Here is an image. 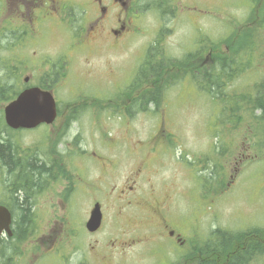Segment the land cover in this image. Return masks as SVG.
Listing matches in <instances>:
<instances>
[{
	"label": "flooded vegetation",
	"instance_id": "1",
	"mask_svg": "<svg viewBox=\"0 0 264 264\" xmlns=\"http://www.w3.org/2000/svg\"><path fill=\"white\" fill-rule=\"evenodd\" d=\"M215 1L0 0V76L3 80L15 83L18 93L30 87L52 93L56 105V118L51 126H45L50 129L56 127L57 134L52 137L53 139L65 136L70 121H76L80 116V110L88 105L93 110L98 108L107 116L123 115L132 118L141 112L137 110V103H146L145 98L141 97L142 89H151L155 87L154 85H159L165 89L163 95L168 89V84L152 81L137 84L135 71L130 82L125 85L128 93H124V96L120 89H114L113 92L103 90L100 96L88 97L81 93L77 94L76 101L61 107L57 97L58 89L67 85L69 73L71 74L70 68H83L80 64V57L83 56L86 64L90 63L86 67L91 69L86 71L92 74L95 64L91 61L94 58L105 59L107 55L116 53L125 47L130 39L145 30L149 32L158 30L157 38H163L167 24L173 25L174 22L181 24L189 22L193 28L194 38L191 49L185 50L180 57L168 56L180 59L185 54L201 49L202 59L199 64L188 68L214 67L215 41L210 37L209 31L202 30L200 24L202 20L209 25L214 24L213 19H207L209 14L203 7H210L208 2ZM262 3L263 0L258 2L247 0V5H240L237 8L247 9L244 17L246 20L249 9L261 7ZM197 4L202 7L196 6ZM187 8L189 12L184 16ZM149 19L153 21L150 28L142 27L141 23L148 22ZM233 19L230 17L227 26L233 23ZM259 19L257 17V20ZM254 22H249L246 27L241 28L247 29L254 25ZM231 29L225 32L227 36L230 35ZM262 38L264 39V32ZM163 52L165 53L159 45L155 53L157 61ZM146 56L151 59L152 53H146ZM142 66L144 65L140 64L137 68H143ZM101 68L115 67L107 62ZM113 74L114 71L110 69L106 77ZM102 82L105 85L109 81ZM175 83L189 84L192 88H197V83L190 76H185ZM108 92H111L109 93L111 96H106ZM259 93L263 103L258 109L259 117L264 121V76L260 82ZM163 98L164 96L161 98L164 101ZM8 101L4 100L0 104L5 105ZM150 103L153 102L150 100ZM0 113L4 120L3 109ZM59 119L61 121L57 126ZM106 131V129L96 131L99 133L100 142ZM114 135L116 144L112 145L111 150L107 147L105 153L91 145H84L78 151L93 157L95 163L93 166L97 171L91 183L88 182L89 168L84 169L81 175L77 173L72 162L73 152L69 154L66 146L60 153L56 150L59 143L52 144L51 140L49 144L35 146L32 158L37 166L44 165L46 169L39 170L37 167L40 172L38 182L34 185L35 193L29 199L33 196L35 204L37 197L46 194L45 192L53 185L64 181L65 184L57 197L56 195L48 197L47 205L38 204L47 214L45 225L35 226V214L26 226H16L15 220H12L11 234H1L0 264H8L16 255L17 264H40V259L48 253L60 254L62 261L59 264H231L234 250L248 252V235L233 236L234 230L226 225L217 227L212 222H203L201 217L205 213L197 211L191 217L174 209V201L178 200L181 191L173 182L177 174L170 177H162L160 174L166 158L165 152L153 148H136L131 144L134 136L129 133ZM151 136L147 140H152L154 135ZM163 136L162 132L158 131L156 137ZM258 143L256 153L249 144H246V148L239 154V162L257 159V162L264 163V141L260 155V142ZM10 145L18 162L20 160L23 162V158L27 161L30 155L26 156L25 150L18 143ZM0 164L3 168L7 167L1 160ZM236 172L237 169L232 170L230 177ZM177 173L182 174V170ZM10 175L12 174H8L7 177ZM258 176L262 177V183L259 184L261 195L264 194V171L259 172ZM215 180L212 182L215 184L216 194H226L227 192L218 190ZM205 185L208 183L203 185L201 195L210 189V186ZM77 188L82 194L90 189L91 192H98L104 197V200L95 199L93 203L100 205L102 214L100 227L89 232L83 223L84 237H80L77 230L66 225L71 207L75 206L71 198L77 193ZM56 202L64 209L60 214L56 211ZM263 202L262 198L259 210ZM69 204L71 207L68 208ZM111 206L115 209L112 211L113 224L105 226L107 222L105 210ZM263 214L264 204L261 215ZM54 218H59L53 221L57 223L56 226L51 224ZM184 226L186 228L182 230ZM251 228L249 226L236 231L248 234ZM17 238L20 239L19 250L15 251L17 245L14 242ZM84 239L85 241H82ZM44 244L47 246L40 247ZM82 247L84 249L80 253ZM62 248H65V252L61 251ZM263 256L264 226H257L256 249L252 248L251 258L246 264H252L255 259H258L259 263Z\"/></svg>",
	"mask_w": 264,
	"mask_h": 264
},
{
	"label": "rangeland",
	"instance_id": "2",
	"mask_svg": "<svg viewBox=\"0 0 264 264\" xmlns=\"http://www.w3.org/2000/svg\"><path fill=\"white\" fill-rule=\"evenodd\" d=\"M208 3L210 7L205 6L203 8L209 14L207 19H213L214 24L209 25L205 20H202L200 27L204 32L209 31L210 37L215 42L225 39L227 36L225 32L229 31L230 28L239 27L247 13L246 8H237L240 5H247V0H216L213 3ZM196 6L201 5L197 4ZM188 12L187 8L183 15L186 16ZM230 17L234 18L233 23L227 26ZM152 22V19H149L148 22H142L141 26L150 28ZM192 31L193 28L189 22L183 24L174 22L173 25L167 24L163 32L165 35L163 38H157L158 30L153 32L145 30L138 33L128 41L125 47H122L116 53L107 55L105 59L103 57L94 58L91 61L95 64L92 68V74L86 71L91 69L86 67L90 63L86 64L84 57H80V64L83 65V68H70L71 74L69 73L67 85L58 89L57 97L61 107L76 101L77 94L81 93L86 94L88 97L100 96L103 90L113 92L114 89H120L122 96H124V93H128V89L125 88L133 73L138 69L137 67L142 63L145 54L150 51L151 47L160 45L166 54L180 57L185 50L191 49L192 39L194 38L192 37ZM159 38L161 40L157 43ZM221 47L226 48L225 45H221ZM258 55H260L259 58ZM107 62L115 68H101ZM110 69L114 71V74L106 77ZM263 76L264 55L254 52L250 67H247L246 71L234 81L230 91L246 97L255 96ZM102 81L111 82L104 85ZM109 93L111 92H108L106 96H109ZM163 99L164 101L162 100L163 102L159 108H153L152 105H149L147 112H139L132 118L123 115L117 117L107 116L98 108L93 110L88 105L80 110V116L76 121H70L68 131L65 136L63 135L57 148L59 151H63V147L66 146V151L69 154L71 151L73 152V167L80 175L83 174L84 169L89 168L88 182L91 183L94 180L92 177L97 168L93 166L95 165L93 157L78 152L79 149H82L84 145H91L101 153H105L107 147L111 150L112 145L116 144L114 134L129 133L134 136L131 144L136 148H153L165 152L166 158L160 174L162 177L177 174L173 182L178 185L181 194L178 200L174 201L176 211L184 212V214L191 215V217L197 211L201 214L205 213L201 217L203 222H212L217 227L226 225L232 230L249 226H264V214L261 215L264 202L259 210V202L261 203L262 198L264 201V194L260 195L259 193V184L262 183V177L258 176L259 172L263 173L264 171V163L257 162V159H245L243 162L238 160L239 154L246 148V144H249L253 152L256 153L258 142H260L259 155L262 154L264 121L258 120L256 117H250L251 111L247 110V106H244V111L241 109L236 112L242 117V120L235 125L231 123L233 118L229 117L228 121V115L225 112L221 113L219 102L212 100L208 95L201 93L197 88H192L189 84H176L168 88ZM3 106L4 104H0V111ZM254 114L255 116L259 115V110H256ZM60 121L61 119L58 120L57 126ZM4 126L3 117L0 113V136L10 138L22 148H30L31 151L37 145H46L45 139L54 140L52 137L57 134L56 127L50 129L49 127L46 128L45 125H40L32 131L8 132V135H6ZM98 129L107 130L105 135L101 137L102 143L100 142L99 133L96 132ZM157 131L163 132L164 137L162 139L156 137ZM151 135H154L153 139L147 140L152 137ZM246 135L248 136L247 139L245 138ZM25 159L23 158L22 161L24 162ZM179 162L182 164L180 165ZM236 169V174L230 177L232 170ZM7 170V167L3 168L0 164V201L4 204L7 203L13 212L14 220H17V212L14 210L13 201L6 189L9 184L7 175L10 174ZM179 170H182L180 175L177 173ZM214 180L217 183L218 190L227 192L226 194H216ZM205 183H208L205 187L210 186V189L207 193L201 195L200 191ZM64 184L65 181L50 187L45 192L46 194L37 197L35 204L32 196L30 202L33 204L31 205V211L32 214H35V226L45 225L47 221L46 212L39 208L38 204L47 205L48 197L51 198V195L57 197ZM79 192L77 188V193H74L71 198L75 206L72 208L70 204L68 205V208L71 207V212L66 225L77 230L80 237H84L85 232L82 224L87 220L94 200H104V197L98 192H91L90 189H87V192L83 194ZM34 193L35 189L32 195ZM113 209V206L106 207L107 222L104 224L105 226L113 224ZM63 210L56 202L58 214L62 213ZM55 219L59 218L52 219L51 224L56 226L57 223L53 222ZM185 228L186 226L182 230H185ZM82 241H85V239ZM14 244L17 245L15 251L19 250V243L17 244L16 241ZM46 246L47 244H44L40 247L44 248ZM83 249L84 247L80 249V253ZM61 251L65 252V248H62ZM61 261L60 254L48 253L40 259V264H59ZM8 263L17 264V255L14 260ZM252 264H264V256L259 263L258 259H255Z\"/></svg>",
	"mask_w": 264,
	"mask_h": 264
},
{
	"label": "trees",
	"instance_id": "3",
	"mask_svg": "<svg viewBox=\"0 0 264 264\" xmlns=\"http://www.w3.org/2000/svg\"><path fill=\"white\" fill-rule=\"evenodd\" d=\"M252 1L258 2V0ZM257 17L260 19L257 20ZM252 21H255L254 25L247 29L241 28L246 27V24L252 23ZM263 25L264 0L261 7L249 9L246 20L239 27L233 28L229 36L223 40L213 42L216 51L214 67L188 68L189 66H197L199 64V61L202 59L201 49L185 54L180 59H172L163 52L160 54L158 61L156 60V55L152 53V58L150 59L149 56H146L142 63V65L152 66V68H144L142 66L143 68H140V75L137 80L138 82H164L169 86L173 82L182 80L185 76H190L197 83L200 90L220 103L221 113L225 112L228 115L227 119L229 117L233 118L231 123L236 125L237 122H241L242 117L236 114V112L241 109L244 111V106H247V110L251 111L250 117H256L260 120V117L254 114L263 105L261 96L259 95V85L257 94L252 97H246L230 90H232L231 86L234 81L247 67H250L254 52L264 55ZM159 42L160 40H157V43ZM221 45H225L226 48H222ZM259 57L260 55H258ZM154 86L151 89H142L143 95L141 97L145 98L146 104L151 100L155 105H158L159 98L165 90L159 85ZM137 90L139 91L140 88L137 87ZM16 92L17 87L15 83L3 80L0 76V102L12 99ZM139 103L142 104L144 102ZM10 143L11 141L8 138L0 136V160L6 164L10 174H14L13 178L8 180L9 184L6 187L13 201L14 210L17 212V220H15L14 225L26 226L32 218V202H30L29 198L32 192H34L35 183L37 184L38 182L39 170L46 169V167L44 165L37 166L32 157H28L25 162H18L14 158V150ZM256 233L257 229H253L249 230L248 234H233V236L248 235L249 246L248 252L234 250L231 264H246L250 260L252 248L256 249ZM16 240L19 242L20 239L17 238Z\"/></svg>",
	"mask_w": 264,
	"mask_h": 264
},
{
	"label": "water",
	"instance_id": "4",
	"mask_svg": "<svg viewBox=\"0 0 264 264\" xmlns=\"http://www.w3.org/2000/svg\"><path fill=\"white\" fill-rule=\"evenodd\" d=\"M56 115L54 98L49 91L36 87L25 89L4 107V120L12 129H31L41 123L50 124ZM12 215L10 210L0 205V236L2 232L11 234ZM101 223V212L98 204L91 210L86 228L95 231Z\"/></svg>",
	"mask_w": 264,
	"mask_h": 264
},
{
	"label": "bare ground",
	"instance_id": "5",
	"mask_svg": "<svg viewBox=\"0 0 264 264\" xmlns=\"http://www.w3.org/2000/svg\"><path fill=\"white\" fill-rule=\"evenodd\" d=\"M24 157V156H23ZM7 244V243H6Z\"/></svg>",
	"mask_w": 264,
	"mask_h": 264
}]
</instances>
